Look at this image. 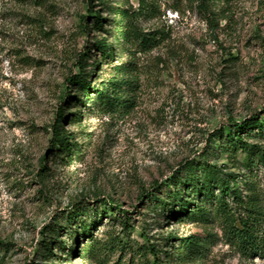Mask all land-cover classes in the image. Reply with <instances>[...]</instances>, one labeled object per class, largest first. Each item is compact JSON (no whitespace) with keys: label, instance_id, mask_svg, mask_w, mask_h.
<instances>
[{"label":"rangeland","instance_id":"374dc122","mask_svg":"<svg viewBox=\"0 0 264 264\" xmlns=\"http://www.w3.org/2000/svg\"><path fill=\"white\" fill-rule=\"evenodd\" d=\"M35 1L0 0V264H153L154 250L161 260L177 252L170 234L208 233L215 237L201 255L168 263L264 264V255L228 243L220 222L168 219L156 203L216 129L264 115V0L220 6L227 19L218 26L201 0H157L159 11L143 24L169 39L122 59L134 62L135 107L108 114L71 100L64 128L80 147L73 159L51 154V125L68 89L76 94L68 78L81 71L79 54L88 64L101 60L94 42L109 35L82 29L87 0ZM114 64L104 61L93 83L109 78ZM77 204L82 217L68 221ZM83 220L96 241L85 237ZM54 221L62 227L54 225L58 239L47 255Z\"/></svg>","mask_w":264,"mask_h":264},{"label":"trees","instance_id":"16d2710c","mask_svg":"<svg viewBox=\"0 0 264 264\" xmlns=\"http://www.w3.org/2000/svg\"><path fill=\"white\" fill-rule=\"evenodd\" d=\"M235 0H201L199 8L209 22L219 25V20L227 19L221 13L222 5H230ZM46 6L45 0H36ZM88 16L83 17L82 29L94 30L112 39L102 37L94 42L96 55L101 60L88 64L85 54H79L78 75L68 78L75 87L76 94L67 91L54 123L51 125L53 139L51 151L56 157L73 159L80 147L73 141L70 132L64 128L68 120L66 108L73 100L76 107L93 103L99 110L108 114L129 113L135 107L134 95L139 86L135 77L134 62H123L125 54L137 55L150 52L163 45L170 37L165 29L146 28L143 20L159 11L157 0H87ZM96 4V8L93 6ZM50 7V6H48ZM219 7L217 10L216 8ZM112 37V38H111ZM85 52H91V48ZM117 63L112 66L110 77L93 83L102 69V63ZM91 68L92 70H89ZM81 117L71 116V121ZM208 146L197 158L187 159L168 181L170 191L166 196H157L156 203L166 218L192 223L211 224L220 222L226 241L236 246L248 257L264 255V115L252 116L243 121H233L220 126L208 137ZM222 158H226L222 161ZM45 159V158H44ZM46 160V159H45ZM41 170L47 174V162ZM263 173V177H262ZM100 203L107 205L106 200ZM113 209L116 206L111 204ZM85 206L75 205L68 215V221L82 217ZM117 207V206H116ZM108 213H114L108 212ZM50 228V240H46L47 255L53 254L55 243L54 225ZM59 225V224H58ZM62 227V225H59ZM84 235L96 241L92 227L84 220L81 225ZM47 228V227H46ZM207 237V239L205 238ZM214 234H192L176 237L170 234L167 241L177 240V252H166L167 260H161L155 251L153 264H169L172 255L176 260L185 261L201 255ZM78 244V243H77ZM73 254L78 247L71 248ZM176 253V255H175Z\"/></svg>","mask_w":264,"mask_h":264}]
</instances>
